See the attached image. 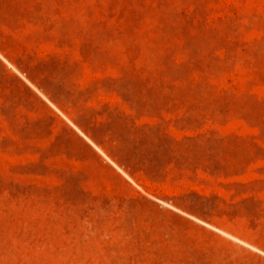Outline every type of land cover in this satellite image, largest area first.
Returning a JSON list of instances; mask_svg holds the SVG:
<instances>
[{
  "label": "rangeland",
  "instance_id": "1",
  "mask_svg": "<svg viewBox=\"0 0 264 264\" xmlns=\"http://www.w3.org/2000/svg\"><path fill=\"white\" fill-rule=\"evenodd\" d=\"M0 264H264V0H0Z\"/></svg>",
  "mask_w": 264,
  "mask_h": 264
}]
</instances>
